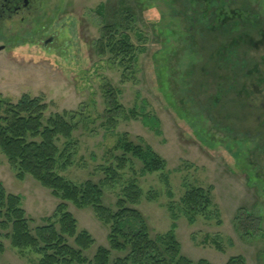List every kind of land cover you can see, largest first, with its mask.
<instances>
[{
    "label": "rangeland",
    "instance_id": "374dc122",
    "mask_svg": "<svg viewBox=\"0 0 264 264\" xmlns=\"http://www.w3.org/2000/svg\"><path fill=\"white\" fill-rule=\"evenodd\" d=\"M185 1L47 0L37 21L3 32L0 97L16 103L28 94L48 105L47 118L75 117L72 139L58 140L57 171L76 184L104 181L103 167L116 165L123 135L144 141L167 161L166 169L141 175L143 163L131 158L121 182L104 187V204L116 211L133 179L144 191L135 208L152 236L175 230L182 255L195 263L228 264L242 256L246 264H264V0H232L222 11L227 18L217 24L179 14ZM211 1L222 2L194 3L208 8ZM114 22H124L119 28L130 35L136 60L123 64V53L106 46L111 31L105 26ZM49 37L54 41L45 44ZM106 84L126 112L116 128L105 118ZM152 117L159 119L160 133L146 125ZM0 183L21 196L32 228L45 224L63 202L31 175L18 178L2 152ZM187 183L212 188L208 213L194 223L181 209ZM151 192L156 199L148 198ZM66 203L79 231L94 238L84 251L85 264H92L97 250L109 247L110 225L93 207ZM242 208L262 218V230L253 237L236 230ZM0 241V264H39L33 249H17L4 236ZM118 255L113 252V258Z\"/></svg>",
    "mask_w": 264,
    "mask_h": 264
},
{
    "label": "trees",
    "instance_id": "16d2710c",
    "mask_svg": "<svg viewBox=\"0 0 264 264\" xmlns=\"http://www.w3.org/2000/svg\"><path fill=\"white\" fill-rule=\"evenodd\" d=\"M194 1L196 0H186V10L179 14L205 24H217L227 18L222 11L232 0L216 1H222L221 3L211 1L208 8L202 4L199 6ZM105 8V4L99 6L101 13ZM127 18L124 19L126 22ZM120 23L124 22L105 26L111 31L106 46L111 53L115 50L123 53L122 62L125 64L129 59L136 60L137 57L130 35L120 30ZM106 87L108 97L106 96L105 118L110 123V128H116L117 119L123 113L125 116L126 112L119 104L113 86L106 84ZM4 106L5 115H0V152L7 157L18 178L24 179L31 175L63 202L45 224L32 228V221L22 206L21 196L8 192L0 183V239L4 236L11 241L13 247L20 250L33 249L41 256L39 264L87 263L84 251L95 241L87 231H79L78 221L68 210L66 203L72 202L78 208L93 207L98 219L110 225L109 247H100L90 261L92 264H209L205 260L195 263L182 255L175 230L152 236L146 218L135 208L144 197L143 189L135 180L130 179L123 188L116 203V211L104 204V187L121 182L122 172L126 170L131 158L143 163L141 175L166 169L167 161L150 145L144 141L135 143L128 135H123L115 147L120 152L114 155L116 165L103 167L106 175L104 181L96 183L88 180L76 184L57 171L62 154L57 143L61 138L72 139L74 125L71 120L75 117L55 114L47 118L48 105L42 98L28 94L23 95L16 103H6L0 97V109ZM150 120L145 119L146 125L160 133L159 119L152 117ZM211 189L197 188L187 183L186 192L181 199V209L190 217L191 222H195L196 216L208 213L212 205ZM169 195L173 197L171 191ZM148 198L156 199L157 195L151 192ZM170 203L168 206L174 219L175 203ZM261 222V217L242 208L236 215L235 227L242 237H253L262 230ZM173 228L175 229V225ZM4 250V244L0 241V257ZM113 252L119 255L113 258ZM228 264L246 263L244 257L238 256L231 258Z\"/></svg>",
    "mask_w": 264,
    "mask_h": 264
},
{
    "label": "flooded vegetation",
    "instance_id": "af4514ba",
    "mask_svg": "<svg viewBox=\"0 0 264 264\" xmlns=\"http://www.w3.org/2000/svg\"><path fill=\"white\" fill-rule=\"evenodd\" d=\"M47 0H0V41L3 32L14 24L37 21L42 14ZM54 37L44 38L45 44L52 43ZM6 48V45H0ZM0 50V51H1Z\"/></svg>",
    "mask_w": 264,
    "mask_h": 264
},
{
    "label": "water",
    "instance_id": "95a60500",
    "mask_svg": "<svg viewBox=\"0 0 264 264\" xmlns=\"http://www.w3.org/2000/svg\"><path fill=\"white\" fill-rule=\"evenodd\" d=\"M3 47H0V50L2 49Z\"/></svg>",
    "mask_w": 264,
    "mask_h": 264
}]
</instances>
